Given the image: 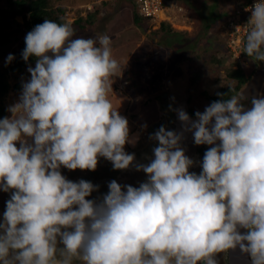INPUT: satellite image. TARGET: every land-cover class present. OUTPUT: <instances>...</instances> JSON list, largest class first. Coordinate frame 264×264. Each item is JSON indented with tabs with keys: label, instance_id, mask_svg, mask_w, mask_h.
I'll return each instance as SVG.
<instances>
[{
	"label": "clouds",
	"instance_id": "clouds-1",
	"mask_svg": "<svg viewBox=\"0 0 264 264\" xmlns=\"http://www.w3.org/2000/svg\"><path fill=\"white\" fill-rule=\"evenodd\" d=\"M246 10L244 52L264 62V0ZM74 34L71 25L46 19L25 37L22 58L34 56L35 67L11 118L0 119V190H13L0 221V261L218 264L216 253L239 246L252 264H264V97H253L250 109L244 92L219 99L194 120L175 109L183 130L159 122L154 159L136 165L148 180L139 187L112 180L99 202L86 199L99 186L67 180L61 166L95 171L104 157L125 170L135 155L125 151L133 142L128 120L108 98L110 78L121 71L110 37ZM184 132L211 146L199 175L189 172Z\"/></svg>",
	"mask_w": 264,
	"mask_h": 264
},
{
	"label": "rangeland",
	"instance_id": "rangeland-1",
	"mask_svg": "<svg viewBox=\"0 0 264 264\" xmlns=\"http://www.w3.org/2000/svg\"><path fill=\"white\" fill-rule=\"evenodd\" d=\"M8 1L0 0V25L5 27L7 33L12 34L13 42L7 48H0V72L4 73V78L10 86L8 93L2 99V105L6 110L5 117L11 118L12 113L9 108L19 101L23 83L31 78L27 69L28 67L34 68L36 62L24 66L22 70L8 68L10 63L7 57L9 54L16 55L24 37L23 12L18 15L15 13L20 10L24 11V15L28 13L26 12L27 4H23L22 7L21 0H17V6L10 5ZM188 1L189 7H194L191 10L194 18L191 28L188 26L187 29L182 27L173 29L164 26L158 29V25L149 26L144 21L136 23L138 28L134 27L132 25V16L135 14L134 6L129 1L131 6L127 0H124L125 6L119 7L118 10L121 12H118V19L112 22L110 29L103 26L100 28L101 35L110 37L112 57L121 66V71L110 78L112 84L108 98L119 114L128 120L129 137L133 142L126 143L125 151L134 154L135 160L125 170H114L112 163L104 157H98L95 171L69 170L61 166L59 170L67 180L79 182L83 179L99 186L98 190L86 199L99 202L108 192V183L112 180H116L121 185L133 187H139L141 183L148 180L147 174L137 171L136 165H146L154 159L150 153L158 146V141L151 138L156 133L154 123L161 122L163 126V121L169 119L168 107L166 108L168 111H165L167 98L162 97L164 94L168 97L171 89L176 85L180 91L184 92L181 95L185 96V100L191 105L189 111L195 114L197 111L203 112L208 105L209 101L206 100L204 92L214 96L221 88L230 87L241 89L239 91L241 93L254 76H264V62L254 61L248 56L240 65L233 63L230 58L224 60L223 63L216 60L217 55L221 56V53L217 54V51L221 48L219 41L223 39V35L219 33V28L213 29L212 26H216L215 22L220 23L219 15L235 10L234 8L241 4V0ZM49 2L55 8L59 6L65 8L67 19L74 14L73 19L70 18V20H74L83 12L78 7L82 2L79 4L78 0H51ZM183 5L187 6L185 3ZM212 5L217 6L212 15L216 17V20L209 23L212 29L205 30V21L201 18V14L204 17L208 16L209 7ZM76 38L92 37L77 32L72 39ZM259 68L262 70L259 71ZM229 69L240 70L247 77V81L242 83L241 80L231 78L230 72L228 73ZM26 140L28 143L32 142L31 138H26ZM17 147H19V142H17ZM122 190L126 191V189ZM12 191L1 190L0 195L4 203L10 199ZM227 254V251L215 254L218 264H227Z\"/></svg>",
	"mask_w": 264,
	"mask_h": 264
},
{
	"label": "trees",
	"instance_id": "trees-1",
	"mask_svg": "<svg viewBox=\"0 0 264 264\" xmlns=\"http://www.w3.org/2000/svg\"><path fill=\"white\" fill-rule=\"evenodd\" d=\"M175 1L180 3V4L185 3L187 5L186 8L190 11L192 10V8H194L193 6L189 7L190 5H189L188 0H175ZM8 3H10V5H13V6L18 5L17 0H9ZM20 4L22 7H23V4H27V12L29 13V19L24 17V23H23L24 37L21 41L19 51L16 53V55L13 56L14 59L8 65L9 66L8 68L11 70H22L24 68V66L30 65V64L36 62V58L34 56L29 57L27 62L24 61V59L22 58V52H23L24 48L26 47L25 37H26L27 33L30 32L31 30H33V28L37 24L43 23L46 19L53 20V21H56L57 23H61V24L67 23L66 22L67 10L61 6L55 8L54 6H52V4L49 2V0H21ZM216 7H217L216 5L210 6L209 7V11H210L209 13L210 14L206 17H204V15L201 14V18L205 21V24H204L205 30L210 29L211 25L209 23L216 20V17L212 16L216 10ZM22 12H24V11L20 10V11L16 12L15 14L18 15ZM233 12H234V10L229 11V13L219 15L218 18H219L220 23L215 22L216 26H212L213 29L219 28V33H221L223 35V39L219 41V45L221 46V48H220V50L217 51V54L221 53V56L219 57L217 55V59H216L217 61H220L221 63H223L224 60L229 58L228 53H227L226 44H225L224 25H225L227 17L229 15H232ZM135 20L138 22L142 21V19L137 14H135ZM163 27L164 26H162V28ZM12 42H13L12 34L7 33L5 31V27L0 25V48H7L8 46H10L12 44ZM228 73H229V76L231 78L241 80L242 83L247 81V77H245V75L240 70L229 69ZM239 87L240 86L238 85L237 88L239 89ZM9 88H10V86L4 78V73L0 72V119L5 118V116H6V110H5L4 106L2 105V99L8 93ZM218 93H224L225 95L223 97L218 96V95H214V96L211 95L210 96L206 92H204V96L210 103H212L213 101H216L219 99H229L233 95L234 90L230 87H225V88H221L218 91Z\"/></svg>",
	"mask_w": 264,
	"mask_h": 264
},
{
	"label": "built area",
	"instance_id": "built-area-1",
	"mask_svg": "<svg viewBox=\"0 0 264 264\" xmlns=\"http://www.w3.org/2000/svg\"><path fill=\"white\" fill-rule=\"evenodd\" d=\"M135 4L137 15L152 25L166 24L173 29L193 26L192 12L183 4L175 0H132ZM257 0H241L232 15H229L224 25L225 42L230 60L241 64L247 54L245 41L248 28L246 27L251 16V7ZM178 29V28H177Z\"/></svg>",
	"mask_w": 264,
	"mask_h": 264
},
{
	"label": "flooded vegetation",
	"instance_id": "flooded-vegetation-1",
	"mask_svg": "<svg viewBox=\"0 0 264 264\" xmlns=\"http://www.w3.org/2000/svg\"><path fill=\"white\" fill-rule=\"evenodd\" d=\"M260 69L262 70V68H259V71H260ZM175 81H177V80H175ZM233 90H234V93L232 96L240 94L239 91L241 89L237 90L235 88ZM181 93L184 94L183 91L179 90L178 85H176L173 89H171L170 93L168 94V98L166 100V103H167L166 106L168 107L170 114H168L169 119H167V121H166L165 128L168 131H173L176 133H180L183 130V126H182V122L179 121V119H178V114L175 111V109L182 108L184 111H186V113L193 120L195 119V114L191 110L189 111V108H191L189 106H191V105H189V103L185 100L186 99L185 96L183 97L181 95ZM245 96H246V94H245ZM246 97L247 98L242 100L241 103L244 105L245 109H250L252 107L251 99L255 96L251 95V96H246ZM256 97H258V98L264 97V87L262 88V91L261 90L259 91V93L257 94ZM210 104L211 103L208 102L207 106H210ZM181 147L185 150V155L193 160V166L189 168V172L196 173L197 175H199L200 172L202 171L201 164L203 161L204 154L208 150V148L211 146L210 145H196L194 143V137H193L192 132H184V138L181 141ZM150 153L154 156L153 151H150ZM0 192H1V190H0ZM3 201L4 200L2 199V197L0 195V221H2L3 213H4L5 208H6V203H4ZM62 247H63L62 245L58 244L57 253H56L57 259H62V256H61V248ZM227 252H228V254H227L228 261H226V262H227V264H229V262H230V249L227 250ZM10 258H11V254H10L9 259ZM0 264H3V262L0 261ZM71 264H86V262H84L82 259H80L78 257H74L71 261ZM201 264H205V262L202 261Z\"/></svg>",
	"mask_w": 264,
	"mask_h": 264
},
{
	"label": "crops",
	"instance_id": "crops-1",
	"mask_svg": "<svg viewBox=\"0 0 264 264\" xmlns=\"http://www.w3.org/2000/svg\"><path fill=\"white\" fill-rule=\"evenodd\" d=\"M49 1H51V0H49ZM127 1L129 4H130L129 1H131L133 3L134 13L137 14L134 2L132 0H127ZM81 2H82V4L79 5L78 7L80 9H82L81 11H83V12H81L80 16L74 18V20H70V18L73 19L72 17L74 15V14H71L70 17L67 19V24L71 25V27L74 29L75 34H77V32L84 33V34H87L89 37L91 36L92 38L101 36L102 30L100 28H102V26L108 27V29H110L112 22H114L118 19L117 18V15L119 16L118 12H121L118 10L119 7L126 5L124 0H78L79 4ZM75 4H77V3H75ZM84 8H86V10H84ZM26 12H27V9H26ZM135 14H133V16H132V25L134 27H137L136 23H138V21L135 20ZM26 15H28V16H26ZM26 15H24V12H23V15H22L23 20H24V17L29 19L28 18L29 14L26 13ZM193 19L194 18L192 17V21L194 24ZM142 21H144L147 25L152 26V24L148 23L147 21H145L143 19H142ZM89 26L90 27L92 26V27L90 28ZM162 26H168V25H166V24H162L161 26L158 25V29L162 28ZM110 33H111V31H110ZM225 44H226V42H225ZM154 124H156V123H154ZM138 144H139V142L135 146L137 147Z\"/></svg>",
	"mask_w": 264,
	"mask_h": 264
},
{
	"label": "water",
	"instance_id": "water-1",
	"mask_svg": "<svg viewBox=\"0 0 264 264\" xmlns=\"http://www.w3.org/2000/svg\"><path fill=\"white\" fill-rule=\"evenodd\" d=\"M260 79L261 82H264V76L263 75H256L254 76V78H252L245 86L244 90L242 92H245L248 90L249 86L252 84V82H254L256 79ZM263 88V87H262ZM262 88H260V90L262 91ZM162 98H167V95L164 94ZM167 100V99H166ZM167 105V103H165V106ZM165 111H167V109H165ZM161 124V122H160ZM166 124V121H163V126ZM159 125V123H156V125L154 126V129H157V126ZM245 231H247L246 229H242ZM240 253H242L244 255V258L246 260L245 264H252L251 261V257L249 254L244 253L240 250L239 246H237L235 249H230V262L229 264H242L240 261ZM239 254V255H238ZM201 264V262H200Z\"/></svg>",
	"mask_w": 264,
	"mask_h": 264
},
{
	"label": "bare ground",
	"instance_id": "bare-ground-1",
	"mask_svg": "<svg viewBox=\"0 0 264 264\" xmlns=\"http://www.w3.org/2000/svg\"><path fill=\"white\" fill-rule=\"evenodd\" d=\"M264 87V82H261L260 79H256L252 84L249 86L248 90L245 92L246 96H257L260 91V88ZM240 232H244L242 228L238 229ZM239 255V254H238ZM240 261L242 264L246 263L244 255L240 253Z\"/></svg>",
	"mask_w": 264,
	"mask_h": 264
}]
</instances>
